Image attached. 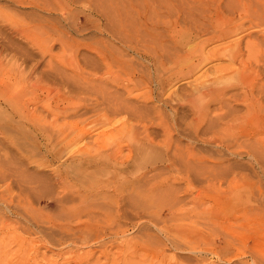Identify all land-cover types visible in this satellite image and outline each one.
<instances>
[{
	"label": "rangeland",
	"instance_id": "obj_1",
	"mask_svg": "<svg viewBox=\"0 0 264 264\" xmlns=\"http://www.w3.org/2000/svg\"><path fill=\"white\" fill-rule=\"evenodd\" d=\"M262 4L0 0V264H264Z\"/></svg>",
	"mask_w": 264,
	"mask_h": 264
},
{
	"label": "bare ground",
	"instance_id": "obj_2",
	"mask_svg": "<svg viewBox=\"0 0 264 264\" xmlns=\"http://www.w3.org/2000/svg\"><path fill=\"white\" fill-rule=\"evenodd\" d=\"M215 1V0H214ZM262 5H264V4H262ZM261 6V5H260ZM251 7H253V6H251ZM235 10H237V9H235ZM256 11L255 12H253V14L255 13V15H257L258 16V14L260 13V15H261V13H262V15L261 16H264V7H262L261 8V10L260 11H258L257 9H255ZM238 13H239V8H238ZM242 11V10H241ZM246 11H248L247 9H243V12H245L246 13ZM249 11H250V9H249ZM258 11V12H257ZM110 14V13H109ZM235 14V13H234ZM236 15V14H235ZM238 16H239V14H238ZM251 17V16H250ZM259 17V16H258ZM115 18V17H114ZM173 20V19H172ZM112 21V20H111ZM177 21H178V19H177ZM262 21H264V20H262ZM175 24H177V23H175ZM199 24V23H198ZM256 24V23H255ZM260 24V23H259ZM155 25H156V23H155ZM160 25V24H159ZM258 25V24H257ZM174 26V25H173ZM167 27V26H166ZM170 27V26H169ZM110 28V27H109ZM128 28V27H127ZM185 28H186V26H185ZM189 28V27H188ZM187 28V29H188ZM168 29V28H167ZM183 29H184V27H183ZM204 30V29H203ZM209 30V29H208ZM112 31V30H111ZM175 31H177V30H175ZM210 31H212V30H210ZM227 31V30H226ZM193 32V31H192ZM201 32H203L202 30H201ZM207 32V31H206ZM167 33V32H166ZM172 33V32H171ZM170 33V34H171ZM180 33V32H179ZM198 33V32H197ZM207 33H209V32H207ZM216 33V32H215ZM177 34V33H176ZM114 35V34H113ZM222 35H224V34H222ZM116 36V35H115ZM203 37V36H202ZM171 38V37H170ZM126 40V39H125ZM177 40V39H176ZM190 39H188V40H186L185 42L186 43H188V41H189ZM129 44V43H128ZM176 44V43H175ZM175 47V46H174ZM178 47V46H177ZM236 49V48H235ZM233 56V55H232ZM178 59V58H177ZM255 70V69H254ZM260 71V70H259ZM258 72V71H257ZM121 79V78H120ZM134 80V79H133ZM116 81V80H115ZM118 81V80H117ZM116 81V82H117ZM121 81V80H120ZM128 82V81H127ZM118 85V84H117ZM121 87V86H120ZM199 90V89H198ZM224 92V91H223ZM222 91H220V92H218L217 93V99H220L221 98V100H223L222 99V97H224L226 94H225V92L223 93ZM258 92V91H257ZM262 92H264V91H262ZM209 93V92H208ZM262 96H264V95H262ZM214 97V96H213ZM245 97V96H244ZM247 97V96H246ZM246 97H245V99H246ZM8 98V97H7ZM9 99V98H8ZM21 100V99H20ZM216 100V99H215ZM214 100V101H215ZM6 101V100H5ZM15 100H13V99H11V100H9V103L10 104H12L13 102H14ZM16 101H19V100H16ZM115 101V100H114ZM218 101V100H217ZM240 101V100H239ZM254 101V100H253ZM252 101V102H253ZM21 102H24V101H21ZM110 102V101H109ZM220 102V101H219ZM248 102V101H247ZM4 104H6L5 102H3ZM8 103V104H9ZM110 103H112V101L110 102ZM127 103V102H126ZM249 103V102H248ZM251 103V102H250ZM258 103V102H257ZM256 103V104H257ZM21 104V103H20ZM114 104V103H113ZM118 104V103H117ZM224 104V103H223ZM255 104V103H254ZM25 105V104H24ZM116 105V103L113 105V106H115ZM119 105H121V104H119ZM244 105H246V104H244ZM256 106V105H255ZM262 106H264V105H262ZM12 107V106H11ZM106 107V106H105ZM115 107H117V106H115ZM118 107H120V106H118ZM251 107V106H250ZM257 107V106H256ZM25 108V107H24ZM23 108V109H24ZM248 108H249V106H248ZM248 108H246V109H248ZM125 109V108H124ZM136 109V108H135ZM250 109H252V107L250 108ZM255 109V108H254ZM21 110V109H20ZM26 110V109H25ZM24 110V111H25ZM103 110H105V114H103L104 116L106 115V116H108L107 114H106V110H108V109H105L104 107H103ZM110 110V109H109ZM108 110V111H109ZM114 110V109H113ZM112 110V111H113ZM208 110V109H207ZM261 110V109H260ZM22 111V110H21ZM117 111V110H116ZM121 111V110H120ZM125 111V110H124ZM250 111V110H249ZM252 112H253V109L251 110ZM256 111V112H255ZM254 112H255V115H256V113H257V110H255ZM259 111V110H258ZM26 112V111H25ZM24 112V113H25ZM111 112V111H110ZM115 111H113L112 113H113V115L115 114L114 113ZM207 112V111H206ZM247 112V111H246ZM246 112H245V114H246ZM251 112V113H252ZM262 112V111H261ZM260 112V113H261ZM129 113V112H128ZM208 113H209V111H208ZM206 114V113H205ZM230 114V113H229ZM258 114V113H257ZM109 115H111V114H109ZM254 115V114H253ZM259 115V114H258ZM257 115V116H258ZM239 116V115H238ZM242 116V115H241ZM241 116H240V118H241ZM247 116H249L248 118H251L250 117V115H247ZM252 116V115H251ZM218 117V116H217ZM233 117V116H232ZM253 117V116H252ZM260 117H264V116H259V118H253V119H251V121L248 123V126H250V127H252L253 129H256L257 131H258V134L260 135H262V134H264V119H261ZM108 118V117H107ZM223 118H224V116H223ZM233 118H231V120H232ZM234 119H237V117L236 118H234ZM233 119V120H234ZM243 119H244V117H243ZM240 119L238 118V121H239ZM250 120V119H249ZM248 120V121H249ZM229 121V120H228ZM237 121V120H236ZM245 122V121H244ZM243 122V123H244ZM247 122V121H246ZM214 123V122H213ZM216 123V122H215ZM240 123H242V122H240ZM217 124V123H216ZM224 124V123H223ZM232 125V124H231ZM231 125H229L230 126V128H231ZM245 125H247V124H245ZM214 126V125H213ZM234 126V125H233ZM218 127V126H217ZM227 128V127H226ZM222 129V132L225 130V127L224 128H221ZM220 129V130H221ZM220 130H219V132H220ZM229 130V129H228ZM249 130H251V129H249ZM226 131V130H225ZM236 131V130H235ZM239 131V130H238ZM248 131V130H247ZM256 131V132H257ZM56 132V131H55ZM218 131H216L215 133H217ZM71 134V133H70ZM222 134V133H221ZM229 134V133H228ZM224 135V134H223ZM223 135H221L222 137H223ZM60 136H61V134H60ZM239 136V135H238ZM242 136V135H241ZM64 137H66V135H63L62 136V138H63V140H64ZM226 137V136H225ZM231 137V136H230ZM230 137H228V138H230ZM244 137V136H243ZM248 138H252V134H249L248 135ZM213 140H214V136H213ZM218 140V139H217ZM238 141V140H237ZM249 143V142H248ZM251 144V143H250ZM260 144V145H259ZM252 145H254L253 143H252ZM252 145H250V146H252ZM255 145H257V146H261L262 147V145H264V141H260V140H256V142H255ZM228 146V144L225 146V147H227ZM249 146V147H250ZM245 147V146H244ZM228 148V147H227ZM252 149H254V148H252ZM252 149H250V151L252 150ZM258 150V149H257ZM247 152H248V150H247ZM247 156H251L253 159H254V161L255 162H257V164H260V163H258V162H260V160H264V153H257V154H254V152H252V154H250V153H247L246 154ZM190 156V155H189ZM188 157V156H187ZM190 158V157H189ZM182 160V159H181ZM184 161H185V159H183ZM190 159H188V161H189ZM192 160V159H191ZM187 162V161H186ZM187 165V164H186ZM6 171V170H5ZM3 173V172H2ZM6 175V174H5ZM13 176V175H12ZM12 178V177H11ZM25 193H26V191H25ZM198 193H200V192H198ZM93 195V194H92ZM95 195V194H94ZM103 195V194H102ZM108 196V195H107ZM91 198H92V196H90ZM101 197V196H100ZM109 197V196H108ZM107 198V197H106ZM115 198V197H114ZM94 202V201H93ZM55 204V203H54ZM90 204V203H89ZM92 205V204H91ZM54 206H56V205H54ZM90 206V205H89ZM61 207V206H60ZM84 207V206H83ZM91 207V206H90ZM87 208H88V206H87ZM120 208V207H119ZM18 211V210H17ZM140 213V212H139ZM138 212H136V214L135 215H138L139 214ZM91 216V215H90ZM120 216V215H119ZM93 217H95V215H93ZM121 217V216H120ZM122 217H125V216H122ZM121 217V218H122ZM222 217V216H221ZM126 218V217H125ZM124 218V219H125ZM219 219V218H218ZM222 219V218H221ZM225 219H227V220H229V218H225ZM34 220V219H33ZM225 221V220H224ZM44 224V223H43ZM212 224V223H211ZM69 229V228H68ZM67 229V230H68ZM88 229H90V228H88ZM69 231V230H68ZM67 231V232H68ZM88 231H90V230H88ZM110 232V231H109ZM111 232H113V229H112V231ZM116 232V231H115ZM115 232L113 233V234H115ZM119 233V232H118ZM123 233V232H122ZM88 234H89V232H88ZM109 234V233H108ZM111 234V233H110ZM120 234V233H119ZM118 234V235H119ZM74 236V235H73ZM103 237V236H102ZM65 239V238H64ZM100 240V239H99ZM77 242V241H76ZM79 242V241H78ZM72 244V243H71ZM228 245V244H227ZM212 246V245H211ZM227 247V246H226ZM228 248H233L232 247V245L231 244H229L228 245ZM211 250H214V249H211ZM215 252V251H214ZM214 252H212V253H214ZM221 253V252H220ZM214 255H217V252L214 254ZM220 257V256H219ZM219 259H221V257L219 258ZM225 259V258H224ZM175 261V260H174ZM176 261H179V260H176ZM202 261H204V260H202ZM221 261V260H220ZM224 261V260H223ZM179 262H181V261H179ZM203 263V262H202ZM175 264H177V262L175 263ZM180 264V263H179ZM206 264V263H205Z\"/></svg>",
	"mask_w": 264,
	"mask_h": 264
}]
</instances>
